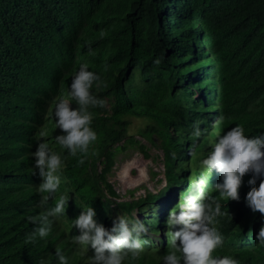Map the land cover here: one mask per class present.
I'll return each instance as SVG.
<instances>
[{"label":"trees","instance_id":"trees-1","mask_svg":"<svg viewBox=\"0 0 264 264\" xmlns=\"http://www.w3.org/2000/svg\"><path fill=\"white\" fill-rule=\"evenodd\" d=\"M82 64L99 75L90 91L104 106L89 108L97 139L74 157L56 142L63 133L53 111L69 98ZM129 116L150 120L138 135L163 149L166 186L118 200L106 178L116 153L146 146L128 134ZM237 125L245 135L264 133V0H0V264H59L57 249L68 264H88L93 250L82 255L72 241L79 230L71 221L82 210L92 207L96 222L110 229L118 216L129 220L135 208L143 211L175 189L185 199L201 178L208 180L207 202L225 205L219 219L233 231L216 256L264 264L255 239L264 219L245 201L252 173L243 177L239 201H228L214 189L220 174L199 169L217 138ZM40 142L63 162L53 194L36 190L42 178L33 174L31 153ZM71 194L49 235L30 242L38 225L29 217ZM146 216L129 220L148 231L141 257L123 264H163L170 250L171 235L158 236L164 213Z\"/></svg>","mask_w":264,"mask_h":264},{"label":"clouds","instance_id":"clouds-1","mask_svg":"<svg viewBox=\"0 0 264 264\" xmlns=\"http://www.w3.org/2000/svg\"><path fill=\"white\" fill-rule=\"evenodd\" d=\"M87 67L86 64L80 66L71 79L69 98H61L55 104L53 111L55 126L63 133L55 137L56 142L74 157L78 153L87 154L89 146L97 139L95 131L91 128L93 116L89 108L104 106V101L93 96L90 91L93 83L98 82L100 77L87 70ZM194 94L192 96L197 98L198 94ZM72 101H75L78 107L72 108ZM105 106L109 108L107 102H105ZM147 120L150 123V120ZM35 123L38 126L37 118H35ZM138 134L135 136L137 137ZM194 134L199 137L200 129L197 128ZM146 140L148 141V139ZM149 143L151 147L161 151V154H157L159 158L161 157L163 169V176L158 179L163 182V185L157 190L160 191L166 186L164 151L157 145ZM147 154L149 156L148 150ZM206 154H208L207 157L203 159V156L200 160L199 169L202 168L203 173H209L214 169L220 174L219 182L214 185V189L221 198L228 201H239V188L242 185L243 177L252 173V177L247 182L250 190L245 197L246 205L253 213H260L264 219V133L254 137L245 135L243 127L237 125L219 136ZM31 156L35 159L33 174H38L42 178V182L37 186V192L41 194L55 193L60 185V178L56 173L62 167L61 156L51 152L48 144L44 142L38 143ZM78 162L83 164L84 159L81 158ZM131 166L130 163L121 170L119 174L121 180L128 177ZM132 168L138 167L132 166ZM137 174L133 176H137ZM156 174L158 173L156 172ZM257 178H261L258 187L256 186ZM207 184L208 180L201 178L195 183L194 191L185 199L180 196V191L175 189L176 194L173 196L163 198L150 206H144L143 211L135 208L131 215L126 214L130 221H134L136 218L148 220L146 215L150 219H156V216L151 215L145 209L152 211L149 208L163 201V203L171 204L170 209L167 211L162 209L159 212L164 213V217L168 214V218L165 219V224L161 221L162 228L158 236L166 238V235H171L170 250L163 256V264H238V261L233 257L216 256L218 248L224 247L233 231L227 229L219 219V216L226 214L222 213L225 205L215 203L213 206L212 203L207 202L209 199L206 192ZM114 189L120 195L118 200H122L123 196L116 188ZM147 191L152 192L151 190ZM130 193L133 192L130 191ZM139 196L134 198L130 195L127 200L137 199ZM47 200V196L42 197L40 201L42 208L46 205ZM67 201L68 197L61 196L54 207L44 208V211L38 216L29 217L31 222L38 225L28 238L30 242H34L37 236L45 238L49 235L53 220L60 215H65ZM95 215V210L88 207L71 221L72 227L79 230V235L73 236L72 241L79 246L81 254H86L89 248L93 250V255L88 257V264H123V261L128 257L132 260L141 257L144 251L141 237L148 231L143 223L139 220L130 222L126 217L118 216L113 220L112 227L106 229L102 224L96 222ZM177 225L180 226L179 229L176 227ZM168 230L172 232L170 233ZM255 239L259 245L264 246V223L261 224ZM55 255L59 264H68V259L59 249ZM39 264H45V261L41 260Z\"/></svg>","mask_w":264,"mask_h":264},{"label":"rangeland","instance_id":"rangeland-1","mask_svg":"<svg viewBox=\"0 0 264 264\" xmlns=\"http://www.w3.org/2000/svg\"><path fill=\"white\" fill-rule=\"evenodd\" d=\"M130 123L128 126V134H137L139 131L143 130L145 127V124L149 123V121L145 117H134L129 116ZM137 138H140L142 142L146 143V146L143 147L141 150H139L138 144L135 145H128L127 148L123 151H120L116 153L114 157V165L111 168L110 171L106 174L107 180H109L113 187L118 190V192L123 196V199L127 200L130 195L132 197H137L141 193H145L146 190H151L152 192H155L163 185V182H160L158 179L162 178L163 176V169H162V163H161V157L157 156V154H161V151L158 148L151 147V144L146 140L145 137H141L137 135ZM148 150L149 156H144V152ZM136 157V159H134ZM133 160V161H132ZM134 164V166H137L138 168H132L131 167V174L137 176L133 177H139L141 174L140 166H144L146 168V177H144L141 183H137L134 186L128 187V182L126 179L122 180L120 179V172L125 167V165L128 164ZM100 168V166H99ZM153 171V174H152ZM156 171L158 174L154 173ZM119 179V180H118ZM123 183V184H122ZM135 183V181L133 182ZM126 187L125 189H123ZM128 187V188H127ZM130 191L133 193L131 194ZM72 197V194L69 196L68 199ZM164 202V201H163ZM161 202L160 204L153 206L152 211H149L147 208L145 209L148 211L151 215L157 216L159 212H161L162 209H165L167 211L171 208V204H166ZM168 214H166L165 219L167 220ZM234 218L228 219L229 222L232 223V220ZM216 223L213 225L215 227ZM178 229L180 226H176Z\"/></svg>","mask_w":264,"mask_h":264},{"label":"bare ground","instance_id":"bare-ground-1","mask_svg":"<svg viewBox=\"0 0 264 264\" xmlns=\"http://www.w3.org/2000/svg\"><path fill=\"white\" fill-rule=\"evenodd\" d=\"M134 159H136V157L134 158ZM133 161V160H132ZM132 166H134V164H131ZM131 166V167H132ZM139 167H140V171H141V174H140V176L139 177H133V175L131 174V172H130V170H131V167H130V169H129V175H128V177L126 178V181L128 182V187H130V186H134V185H136L137 183L139 184V183H141V181L142 180H144L143 178L144 177H146V171H145V168H144V166H140V165H138ZM153 174V173H152ZM122 181V180H121ZM135 181V183H133ZM123 184V183H122ZM127 187V188H128ZM123 188L125 189L126 187H124V185H123Z\"/></svg>","mask_w":264,"mask_h":264}]
</instances>
